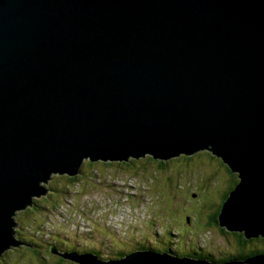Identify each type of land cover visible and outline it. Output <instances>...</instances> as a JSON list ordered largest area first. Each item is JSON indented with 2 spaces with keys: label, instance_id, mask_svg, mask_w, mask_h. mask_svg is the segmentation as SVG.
Segmentation results:
<instances>
[{
  "label": "water",
  "instance_id": "water-1",
  "mask_svg": "<svg viewBox=\"0 0 264 264\" xmlns=\"http://www.w3.org/2000/svg\"><path fill=\"white\" fill-rule=\"evenodd\" d=\"M204 150L237 177L219 227L264 240V0H0V257L23 245L15 216L51 175ZM49 251L76 264H215Z\"/></svg>",
  "mask_w": 264,
  "mask_h": 264
},
{
  "label": "rangeland",
  "instance_id": "rangeland-1",
  "mask_svg": "<svg viewBox=\"0 0 264 264\" xmlns=\"http://www.w3.org/2000/svg\"><path fill=\"white\" fill-rule=\"evenodd\" d=\"M191 157H202V166L196 172L193 171L194 177L200 180L201 172H204L205 176L208 175L209 164H211L208 157L210 156L206 152H200ZM176 159L180 161L176 162ZM217 161L227 168L226 164H224L220 158H218ZM120 163L121 162H118L116 167L105 166L102 163L93 164L90 169V173L86 171L83 177H87L89 179L94 175V183H89L90 185H87L83 183L75 184L74 182L72 183L74 184L72 185V188L68 189L66 187V195L61 193H65L64 188H59L60 192H58L57 199L62 200L63 204L62 202H60V204L66 207L68 212L67 215H69V217L76 222H83L85 224L90 223L91 225L94 221L105 220L106 223L114 227L122 226L116 224V222L122 223V217L126 216L125 220L127 221L135 219L139 228L141 222L142 229L139 234L141 244L148 245V242H152L153 240L155 242L163 237L162 242L165 243L166 246H164V248L158 247L162 250L164 249V251H162L163 253H161L162 255L165 253V250L168 248V244L170 243V240L168 239L170 236L169 232L172 233L171 236L173 238L181 240L180 251H183L184 247L187 248L188 251H196V239L200 237V239L203 240L205 232H207V229L204 226L206 225L204 218L208 214L210 215L211 210L214 214L219 210V203L221 202L223 194L231 187L228 185V182L230 181H227L226 189H223L222 191H214V189H211L204 195V193H196L198 190H196V186L194 185L195 180L192 177L193 192L196 194V197H194L189 195L185 196V188L191 185L189 182H181L180 179L177 180V183L165 182L158 175L154 176L153 179L155 184L160 186L161 190L154 192L152 183L146 179V176L149 175L148 172H136L135 170L130 172L128 170V166H123L124 164L120 165ZM179 163H181L180 169L184 170V165L186 163H183V159L175 157L168 165V171L172 172V169L176 170V166ZM217 165L221 167L220 164ZM95 171H104L106 176L103 180L99 181L102 179L100 178L101 175ZM152 172L155 174V170L153 168ZM212 176L218 177L216 174H213ZM59 177H65V175H51L47 182L41 183L40 186L44 188L45 194L39 195L37 198L32 197L31 204L34 202L36 205L39 204L40 206L47 205L46 197L49 195V192L46 189H48V187L53 189L54 187L57 188L58 186L70 184L58 181L61 180ZM79 182H82V180L80 179ZM222 184H225V182H222ZM99 192L102 195H100ZM104 194H106V196H104ZM172 196L174 197V200L171 202ZM209 197L210 199L208 201L207 198ZM121 199L123 201H121ZM31 204L29 207L36 209V206H31ZM36 210L39 212L38 209ZM24 211H20L15 216L17 220L15 230L18 235H21L22 232L25 233L26 238L30 239V241L26 243V246H24L25 244L23 242H20L23 245L16 246L8 251L11 252L12 261L18 262V264H43L39 262L41 259L46 258V252L36 250L35 248L31 249L27 246H32V241L35 242V244L37 242L46 246L45 243H47L48 237L43 234L49 232V229H47L48 226L44 225L43 231L37 229L40 224H44V222L38 223V219L40 216L45 217V214L42 211L40 213L31 214L30 218H24L23 216L29 213H23ZM62 212L65 213L66 211L62 210ZM157 213L164 218H160ZM152 215L157 219H152ZM183 217H185L184 220H182ZM186 218L189 219L188 223L186 222ZM96 224H99V222L92 225V230H94L92 237L82 239L79 234L74 235L73 232H70L65 236L64 234H60V236L68 240L67 246L69 247L71 246L69 242L85 246L86 241H88L87 243L89 245L94 244L100 251L101 255L105 257L109 255L108 251H110V254L120 251V248L117 246H114L115 249L107 247L110 241L103 238V236L99 237L101 235L102 228L101 226H96ZM34 230H38V235L32 232ZM59 231L60 226H58L53 233H51L49 238L52 240H59L56 237ZM31 232L32 235L30 234ZM159 232L162 237L158 235ZM26 233H29L30 235ZM135 233L137 235V232ZM124 235L128 236L127 233H124ZM207 240L212 242L215 250L220 249L223 252H228L226 237L210 233V235L208 234L207 236ZM258 244L259 243L257 242L256 245L258 246ZM153 246L154 243H152V247ZM22 247H24V249ZM155 247L157 248V245ZM132 248L134 247H130L128 250H131ZM210 251L212 252L213 250L210 248L209 252ZM243 254L246 255L247 253ZM9 261L10 260L6 258L5 262ZM2 263H4V261L0 260V264Z\"/></svg>",
  "mask_w": 264,
  "mask_h": 264
},
{
  "label": "trees",
  "instance_id": "trees-1",
  "mask_svg": "<svg viewBox=\"0 0 264 264\" xmlns=\"http://www.w3.org/2000/svg\"><path fill=\"white\" fill-rule=\"evenodd\" d=\"M200 152H206L210 157L209 161H211V164H209V174L205 176L204 172H201V179H196L194 177V173L193 171H197L199 168H201L202 163H201V159L202 157H191L194 156ZM184 157H178V159H183V163L185 162L186 164L184 165V170L180 169L181 167V163H179L176 166V170L172 169V172L168 171L167 167L168 165L174 160H168V161H162V160H156L153 157H145V158H141L139 161L137 162L134 159H131L129 162L124 163L123 166H128V170L130 172H133L134 170L137 171H144V172H148L149 175L146 176L147 181H150L152 183L153 186V191L154 192H158L160 189V186H158L157 184H155L153 177L154 176H160L162 178V180H164L165 182H176L177 180L180 179V181H186L189 182L191 185L188 186L186 189L185 196L189 195L192 196V193H194V189L192 186V177L195 180L194 185L196 186V190H198L196 193L200 192V193H204V195L206 194V192L208 190L214 189V191H222L223 189H226L227 185V181L229 180L230 182H228V185H230V189L223 194L221 202L219 203V210L221 208V206L224 204V202L227 200L229 192L236 186L237 184V177L235 174H232L231 171L229 170V168L227 169L225 166H223L221 163H219L218 158L215 157L214 155H212V153L208 150H204V151H198L192 155H182ZM133 161V162H131ZM180 160L176 159V162H178ZM222 161V160H221ZM136 162V163H134ZM223 162V161H222ZM217 164H220L221 167H219ZM227 166V165H226ZM152 168L155 170V174L152 172ZM229 170V171H228ZM79 174L76 175L74 178L72 179H68L66 176L65 177H59L58 180L60 182H64L65 184L70 183L69 185H62V186H58L57 188H49L46 189L49 192V195L46 197V201L50 202V200L53 198L55 199L59 204L60 202H62V200H58V192L59 188H64V192H61L63 194H67V188H72V183L76 182L80 183L79 180L82 179V177L84 176L82 169L78 170ZM213 174H216L218 177L216 176H212ZM131 177V176H129ZM132 178V177H131ZM55 180V179H54ZM222 182H225V184H222ZM67 187V188H66ZM200 190V191H199ZM51 192V193H50ZM172 200L171 202L174 200V197H171ZM208 201L210 199L207 198ZM63 204V202H62ZM31 206H36V209L39 210V212L35 209V208H29V211H24L23 213H28L26 215H24V218H30L31 214H35V213H40V212H44L45 216L48 215V213L52 212V209H48L46 207L40 206L39 204L36 205V203H32ZM219 210L214 214L212 213L211 216H209V214L207 216H205V226H207L209 233H215L219 236H224L227 239V245H228V252H224L222 253L223 257H227L233 260H228V261H238V262H243L244 260L251 258L253 256H256L258 254L260 255H264V240L261 239L258 241V246L256 245V241L255 240H245L243 238L242 235L239 234H235V233H229L227 232L225 229L219 227L218 222H217V218L219 215ZM158 215V213H157ZM160 218H164L160 215H158ZM207 217V219H206ZM126 219V217L124 218V220ZM152 219H157L156 217H154L152 215ZM185 217L182 218V220H184ZM136 220H125V222L130 223V224H134ZM19 223V222H18ZM57 228L56 225L53 226H49L47 229H49V232L44 233L43 235H46L48 237V241L47 243H45V245L47 247H55L57 248L59 251L63 252V253H69L71 251V247H69L68 250H65V246H67V239H64L60 236V234H64V236L70 232H73V234L75 235L76 229H74L70 223H67L63 228H60L59 233H57L58 235L56 236L57 239L59 240H52L51 238H49V236L51 235V233H53V231ZM142 229V228H141ZM34 233H37V231H34ZM29 234V233H26ZM171 234V232H169V235ZM30 235V234H29ZM91 235V233H90ZM168 235V236H169ZM22 239L21 242H23L25 245L27 242L30 241V239L26 238L25 233L22 232L21 235H19ZM87 236V235H85ZM30 237V236H29ZM161 238L160 240H156L154 243V246L152 247V243L143 246V248L136 250V251H142V252H155V253H163L162 251H164V249H160L158 247L164 248V246H166L165 243L162 242ZM168 239L171 241L173 239L172 236H169ZM174 241V239L172 240V242ZM31 243V242H30ZM69 243H73V242H69ZM32 245L35 244V242L32 241L31 243ZM169 244H172L171 242ZM168 244V246H169ZM157 245V248L155 247ZM36 245H34V248L36 249ZM24 249V247H22ZM181 248V240L178 241V243L176 244L175 249L179 250ZM33 249V248H31ZM77 249L80 250L82 249V246L79 245L77 243ZM19 252V251H18ZM47 253V250L45 251ZM172 251L169 250V248H167L165 250V253L171 254ZM50 253V251H49ZM47 253V255L49 254ZM230 253L232 254H238L236 256H231ZM243 253H247L246 255H244ZM8 254V255H7ZM52 254V253H50ZM172 254L176 255V256H181L179 253L176 252H172ZM10 255V257H9ZM129 255V254H128ZM9 257V258H8ZM6 258L9 259V262H5ZM0 260H3L4 263L2 264H9V263H15L18 264V262H14L12 261V256H11V252L6 251L1 257ZM39 263H42L41 261ZM43 264H48V263H44Z\"/></svg>",
  "mask_w": 264,
  "mask_h": 264
},
{
  "label": "clouds",
  "instance_id": "clouds-1",
  "mask_svg": "<svg viewBox=\"0 0 264 264\" xmlns=\"http://www.w3.org/2000/svg\"><path fill=\"white\" fill-rule=\"evenodd\" d=\"M180 156H182V155H180ZM99 163L100 164L102 163L105 166H114V167H116L118 165V163H110V162H106V163L101 162V161L91 162L89 159H86V161H84L79 167H80V169H82V171H85V172L87 171V172L90 173V169L93 166V164H99ZM124 163H126V162H122V163H120V165L121 164H124ZM95 172L96 173H99L101 175L100 178H102V179L98 178V179H100L99 181L103 180V178L106 176V173L104 171H95ZM55 175L56 174H54V176ZM93 176L90 177V180L93 181V183H94L95 182V179H94ZM124 185H126V184H124ZM133 186H135V185H133ZM44 207H46L48 209H52V212L48 213V215L45 216V217L40 216V218L38 219V223L44 222V224H40V226L37 228L40 231H43V226L44 225H47L48 227L49 226L56 225L57 227L60 226V228H63L67 223H70L71 226L74 229H76V231H74L75 232V235L76 234H79L80 237L82 239H84V238H86L85 235H84L85 231H89L91 233V235H93V231L94 230H92V225L94 223H98L99 222V224H96V226H101V228L103 229V233H102V236L103 237H104V234H105L106 230H108L109 226H111L110 224L106 223L105 220H97V221H94V222H92L91 225H90V223L89 224H85V223H82V222H76L71 217H69V215H67L68 212H67L66 207L64 205H62V204H59L53 198L50 200V202H47V205H45ZM29 208L30 207H28L25 211H29ZM62 210H65L66 212L63 213ZM125 217L126 216H123L122 217L123 218L121 220L122 226L121 227H116V228L118 230H121L122 229V232L120 233V236L117 235V237H119L123 241V243L125 245V250H126L127 253H129L130 252V250H128V248H130V246H129L130 244H128L129 242H131L133 240H135V241L138 240L137 243L138 242H141V240L139 238V234L141 232V222H140V228H139V225L137 224L136 221L134 222V224H130V223L125 222V220H124ZM186 222L187 223L189 222V219L188 218H186ZM127 225L129 227L133 228L134 232H137V235L136 236H134L132 234L133 230L130 229V228H128ZM205 228L208 230L207 226H205ZM34 231H37V233H35V234L38 235V230H34ZM34 231H32V232H34ZM32 232L30 233L31 235H32ZM15 233H16L15 240L21 242L22 241L21 237H19V235H18L17 232H15ZM124 233H127L128 236H125ZM171 234H170V236H171ZM158 235H160L162 237V235L160 234V232L158 233ZM173 239H174V241L172 242ZM173 239L170 242L172 244H175L176 245L177 244L176 242H178L179 240L178 239H175V238H173ZM206 241H207V239H205L204 241H202L200 239V237H198L196 239V248H197V250L196 251H188V249L185 248L186 251L182 255H184L186 257H189V258L190 257H194L197 260H205L207 262L215 263V264H222V263H226V262H232V261L218 262L219 259L222 257V253H221L222 250H218V249L215 250V248H213L212 246L211 247H212L213 252L215 253V255L217 257H219V259H218V261H214V260H211L210 258H208V255L210 254L208 246L210 244H212V242H210V241H207L206 242ZM152 242H154V240ZM152 242H148V244H150ZM204 242H206V243H204ZM70 244H71V246H70L71 247V251L73 250L74 252H69V253H75V254H78V255H95L99 260L104 261V262L105 261H109V260H114L113 257H112V255L113 256H118V255H116V253H118V252H121L122 253L121 249H120V251H117L116 253H111V254H110V251H108L109 252V255L105 257V256L101 255L100 251L97 248H90L89 249V247L82 246L81 245L82 246V249L78 250L77 249V243H70ZM172 244H169L168 248L170 250H172V251H177ZM35 245L37 246L36 247V250L44 251V252L46 250L49 252V250H50V247L44 246L43 244H40V243H37L36 242ZM143 246H145V245L141 244V248H143ZM118 247L120 248V244L118 245ZM53 248H55V247H53ZM55 249L58 250L57 248H55ZM68 249H69V247L68 246H65V250H68ZM76 249L78 250V253H76ZM62 253L63 252H60L58 254H62ZM59 257L62 260L66 261V262H60V263H57V264H76V263L70 262V261H68L66 259H63L61 256H59ZM230 260H233V259H230ZM43 261H44V263L50 264L51 259L49 257H47V253H46V258L45 259H41V262L42 263H43Z\"/></svg>",
  "mask_w": 264,
  "mask_h": 264
},
{
  "label": "flooded vegetation",
  "instance_id": "flooded-vegetation-1",
  "mask_svg": "<svg viewBox=\"0 0 264 264\" xmlns=\"http://www.w3.org/2000/svg\"><path fill=\"white\" fill-rule=\"evenodd\" d=\"M192 196H194V197H196V194L195 193H192ZM211 213H212V210L210 211V215H211ZM209 215V216H210ZM106 232H107V230H106ZM20 237V236H19ZM211 245L212 244H210L209 245V247L212 249V247L214 248V246L212 245V247H211ZM209 248V249H210ZM61 251H59V250H56V253H60ZM70 252H74L73 250L72 251H70ZM47 253H49L48 251H47ZM230 255L231 256H236V255H238V254H232V253H230ZM47 257H49L50 259H51V261H50V264H57V263H60V262H66V261H64V260H62L57 254H48L47 255ZM208 258H210L211 260H214V261H218V259H219V257H217L216 255H215V253L212 251H210V254L208 255ZM228 260H230V258H228L227 259V257H223V255H222V257L219 259V261L218 262H226V261H228Z\"/></svg>",
  "mask_w": 264,
  "mask_h": 264
},
{
  "label": "bare ground",
  "instance_id": "bare-ground-1",
  "mask_svg": "<svg viewBox=\"0 0 264 264\" xmlns=\"http://www.w3.org/2000/svg\"><path fill=\"white\" fill-rule=\"evenodd\" d=\"M217 158H219V157H217ZM228 167V166H227ZM80 168L78 167L76 170L78 171ZM51 177V176H50ZM49 177V178H50ZM48 181V180H47ZM46 181V182H47ZM43 183H45V181L43 182ZM40 185H41V183H40ZM39 185V186H40ZM40 188H42L43 190H44V188L43 187H41L40 186ZM229 197V196H228ZM32 200V199H31ZM30 204H31V202H30ZM83 223V222H82ZM116 224H118V225H122V223H117L116 222ZM121 227V226H120ZM84 235H87V236H85V237H92V235H90V232L89 231H85V233H84ZM138 252H142V251H135L134 253H138ZM149 253H154V254H159V253H155V252H149ZM129 255H131V254H129ZM129 255H127V257L129 256ZM159 255H162V254H159Z\"/></svg>",
  "mask_w": 264,
  "mask_h": 264
}]
</instances>
